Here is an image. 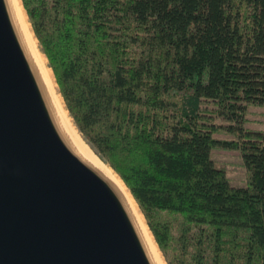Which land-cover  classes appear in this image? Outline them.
<instances>
[{
	"label": "trees",
	"instance_id": "1",
	"mask_svg": "<svg viewBox=\"0 0 264 264\" xmlns=\"http://www.w3.org/2000/svg\"><path fill=\"white\" fill-rule=\"evenodd\" d=\"M80 132L168 264H264V0H22ZM216 133L229 135L219 138ZM237 150L246 185L213 158Z\"/></svg>",
	"mask_w": 264,
	"mask_h": 264
},
{
	"label": "water",
	"instance_id": "2",
	"mask_svg": "<svg viewBox=\"0 0 264 264\" xmlns=\"http://www.w3.org/2000/svg\"><path fill=\"white\" fill-rule=\"evenodd\" d=\"M16 0H0V264H163L67 123ZM78 131V130H77Z\"/></svg>",
	"mask_w": 264,
	"mask_h": 264
},
{
	"label": "rangeland",
	"instance_id": "3",
	"mask_svg": "<svg viewBox=\"0 0 264 264\" xmlns=\"http://www.w3.org/2000/svg\"><path fill=\"white\" fill-rule=\"evenodd\" d=\"M21 3H22V0H21ZM22 6L24 8V5L22 3ZM25 10V8H24ZM26 12V10H25ZM27 14V13H26ZM28 17V15H27ZM29 20V18H28ZM30 23V22H29ZM31 25V23H30ZM32 28V26H31ZM33 31V29H32ZM34 33V31H33ZM35 35V33H34ZM35 38H36V44L40 50V52L46 57L47 59V66L52 70V68L50 67L49 65V61H48V58L47 56L43 53L42 51V48L40 46V43H39V40L37 39L36 35H35ZM52 75L54 76V73H53V70H52ZM54 80L56 82V79H55V76H54ZM56 85H57V88H58V91H59V87H58V84L56 82ZM59 94L61 95L60 91H59ZM64 101V100H63ZM65 104V103H64ZM66 106V105H65ZM67 109V108H66ZM68 111V110H67ZM69 113V111H68ZM70 115V113H69ZM71 117V115H70ZM73 123H74V126L76 128V130H78L77 132L83 137V139L86 141V143L101 157V159L108 165L109 169L112 171V173L118 178L121 179V177L119 176V174L112 168V166L107 162V160L105 158H103L97 151L96 149L88 142V140L85 138V136L80 132V130L78 129V127L76 126L73 118L71 117ZM247 119H248V124H247V127L248 128H252V129H255V130H262L264 131V108L263 107H259V106H252L249 108V111H248V116H247ZM216 136L219 137V138H230L229 135H226V134H222V133H216ZM213 158L215 159V161L221 165L222 167L226 168V170L228 171V175L232 181V184L233 185H237V186H240V185H246V181H247V171H246V168L244 166V163L242 161V158H241V154L239 151L237 150H230V149H224V148H216L214 151H213ZM122 180V179H121ZM123 181V180H122ZM124 183V181H123ZM125 184V183H124ZM126 186V184H125ZM127 187V186H126ZM128 189V187H127ZM129 190V189H128ZM132 195V194H131ZM135 200V199H134ZM136 201V200H135ZM137 203V202H136ZM139 206V205H138ZM140 209V207H139ZM141 211V209H140ZM142 213V211H141ZM143 215V213H142ZM144 217V220L147 224V221H146V218L145 216L143 215ZM148 226V224H147ZM149 228V226H148ZM150 230V229H149ZM151 232V231H150ZM152 234V232H151ZM153 236V234H152ZM154 237V236H153ZM155 240V238H154ZM156 242V240H155ZM156 245L157 247L159 248L157 242H156ZM159 251L161 253V256L165 262V264H168L165 257H164V254L163 252L160 250L159 248Z\"/></svg>",
	"mask_w": 264,
	"mask_h": 264
},
{
	"label": "bare ground",
	"instance_id": "4",
	"mask_svg": "<svg viewBox=\"0 0 264 264\" xmlns=\"http://www.w3.org/2000/svg\"><path fill=\"white\" fill-rule=\"evenodd\" d=\"M16 2H17V6L19 7V11H20V15H21V19H22V22H23V26H24V28H25V31H26L27 35L29 36V38H30V40H31V42H32V44H33V46H35V48L37 49V50H36V53H37L38 60H39L41 66H42V68H43V70H44V73H45V75H46V78H47V80H48V83H49V85H50V87H51V89H52V91H53L54 96H55V99H56V101H57L59 107L61 108V110H62V112H63V115H64V117H65L67 123L71 126V128H72V130L74 131L75 135H76V136H77V135L79 136V133L77 132V130H76L75 126H74V123H73V121H72V119H71V117H70V115H69V113H68V111H67V109H66V106H65V104H64L63 98H62V96L59 94V91H58V88H57L56 82H55V80H54V76L52 75V70H51V69L47 66V64H46V63H47V59H46V57L40 52V50H39V48H38V46H37V44H36L37 41H36L35 35H34L33 31H32V28H31V25H30V23H29V20H28L27 14H26V12H25L23 6H22L21 0H16ZM78 136H77V137H78ZM79 138H80V136H79ZM82 148H83V150L85 151V153L88 155L89 158H91V159H93L95 162H97V163L100 165V167H101V168H102L107 174H109V176H111L115 181H117V183H119V185L123 188V190L125 191L126 195H127L128 198H129V200H130L132 206L134 207V209H135V211H136L138 217L140 218V220H141V222H142V224H143V226H144V228H145V230H146V232H147V234H148V236H149L151 242H152L153 245L156 247L157 245H156V242H155V240H154V237L152 236V234H151V232H150V230H149V228H148V226H147V224H146V222H145V220H144V217H143V215H142V213H141V211H140V209H139V206H138V204L136 203V201L134 200V198H133V196L131 195L130 191L127 189V187H126L125 184L123 183V181H122L119 177L117 178V177L115 176L116 174L114 175V174L112 173V171L109 169L108 166H106V165H104L103 163H101V161L98 159V157H96V156L94 155V153H93L92 151H90L91 149H90L88 146H86V147L83 146ZM156 249H157V247H156ZM157 251H158V255H159L160 259L162 260V263L165 264V262H164V260H163V258H162V256H161L160 251H159L158 249H157Z\"/></svg>",
	"mask_w": 264,
	"mask_h": 264
}]
</instances>
